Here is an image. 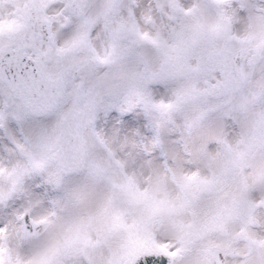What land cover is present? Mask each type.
<instances>
[{
    "label": "snow or ice",
    "instance_id": "snow-or-ice-1",
    "mask_svg": "<svg viewBox=\"0 0 264 264\" xmlns=\"http://www.w3.org/2000/svg\"><path fill=\"white\" fill-rule=\"evenodd\" d=\"M0 264H264V0H0Z\"/></svg>",
    "mask_w": 264,
    "mask_h": 264
}]
</instances>
